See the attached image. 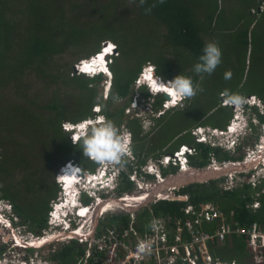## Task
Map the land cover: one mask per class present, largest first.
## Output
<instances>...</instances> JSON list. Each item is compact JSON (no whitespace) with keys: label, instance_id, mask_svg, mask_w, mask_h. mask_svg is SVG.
Instances as JSON below:
<instances>
[{"label":"trees","instance_id":"16d2710c","mask_svg":"<svg viewBox=\"0 0 264 264\" xmlns=\"http://www.w3.org/2000/svg\"><path fill=\"white\" fill-rule=\"evenodd\" d=\"M237 1L242 0H232ZM220 3L223 0H145L143 6L140 0H0V200L12 203L20 223L37 234L47 227L51 199L60 191L55 177L66 162L74 160L90 172L98 166L83 156L81 137L73 143L71 131L63 126L65 122L77 123L100 113L120 133L122 127L130 131L133 158L122 161L116 188L119 195L133 190L135 181L131 174L143 173L141 168L150 157L160 158L185 144L194 149V154L188 156V163L194 168L206 167L213 160L235 161L244 157V145L255 144L258 134L244 137L232 152L220 145L199 141L192 132L198 126L227 129L233 109L227 103L222 104L225 90L243 97L250 94L260 97L262 111L258 107L251 109L264 125V0H251L247 5L249 8L262 5L260 13L251 14L247 8L226 17L233 34V47L220 33V25L223 27L220 20L226 12ZM148 8L151 11L146 13ZM127 32L131 38L125 41ZM108 40L115 43L117 53L110 58L113 76L105 95V74L89 76L77 72L71 65L79 57L89 58L98 53L101 43ZM210 41L219 45L222 61L211 74H197L194 65L200 62L204 46ZM80 47L83 48L79 50ZM259 47L262 55L258 53ZM237 51H241L242 57L238 71L233 68L232 60ZM67 52L68 57L64 56ZM248 58L252 62L262 60V89H245L243 78ZM147 63H153L156 74L164 80L178 75L191 77L194 85L199 84L203 91L185 99L183 107L164 111L163 94L153 97L146 86L136 85ZM227 71L231 72V79L226 80ZM135 93L146 99L153 98L152 107L162 111L159 119L148 117L157 120L155 124L159 128L144 127L143 120L148 113L127 115L125 119V110ZM95 106L100 107L99 113L93 110ZM184 112L192 116L186 118L187 123L179 125ZM153 134L154 139L149 140L147 137ZM161 169L166 176L176 173L179 165L170 164ZM145 177L155 176L146 172ZM222 180L190 182L175 190L179 195L188 196L187 199L160 198L140 208L138 228L142 231L154 218L166 217L170 218L168 226L174 234L177 226L191 216L185 213L187 205L199 209L208 202L217 205L227 221H236L244 228L253 222L264 226V192H261L264 181L256 187L241 181L223 189ZM256 200L260 205L254 208L252 204ZM83 201L88 204L91 199L84 196ZM104 219V228L122 231L129 225L131 215L117 212ZM215 226L216 222L203 223L204 230L212 231ZM182 236L191 240L186 227ZM82 246L74 239L53 253L52 258L59 264H74L78 255L85 253ZM209 250L215 259L251 264L245 262L250 255L243 234H232L220 243L210 241ZM94 254L100 260L94 261L92 256L90 264H104L101 260L104 253ZM198 261L205 264L201 258ZM185 264L191 263L187 260Z\"/></svg>","mask_w":264,"mask_h":264},{"label":"rangeland","instance_id":"374dc122","mask_svg":"<svg viewBox=\"0 0 264 264\" xmlns=\"http://www.w3.org/2000/svg\"><path fill=\"white\" fill-rule=\"evenodd\" d=\"M250 3H251V0H242L240 2L239 1L232 2V0H223V3L222 4L220 3V6L222 5V8L226 9L225 14H223V16L221 18L222 21L219 19L220 22L223 23V27H222V24L220 25V27L222 28L220 33H221L222 38H225L226 41L228 40V45H231L232 47H233V41H232L233 34L231 33L232 30L229 28V24L227 23V21H225V19L229 15H231V17H232L233 16L232 13H234V12L243 11L244 9L249 8L247 5ZM238 7H240V8H238ZM250 7H252V8H249V11L251 12V14L255 13L256 11H259V13H260L262 11V8H263L262 5L259 6L260 8L259 7L255 8V5H251ZM249 16H250V14H249ZM242 28L244 29L243 26H242ZM131 30H133V29H131ZM134 31H135V29H134ZM130 38H131V33L127 32L124 40L126 41ZM219 38H221V37H219ZM106 42H109V43L107 44ZM105 43L107 44V46L109 44H112V46L114 48H116L115 43L113 41L108 40V41L101 43L100 50L105 48ZM108 47L113 48L110 46H108ZM82 48L80 47L79 50H81ZM236 50H238V48H236ZM258 53L260 55H262V47H259ZM64 56L68 57V56H70V53L67 52L64 54ZM240 56H241V51H237V55H235L234 58L232 59L233 63H234L233 68L236 71H238L242 66V57H240ZM110 58L111 57H109L108 60L106 59V61L108 63L111 62ZM74 59H76V58H74ZM64 60H66V58H64ZM71 60H72V58H71ZM81 60H85V58L79 57L78 59H76L72 63L71 68L73 67L74 70H76L75 65H76V63L80 62ZM246 63L247 64L245 66V74H244V78H243L245 86H246L245 89H247V90L262 89V60H256V61L252 62L248 58V59H246ZM85 64H86V62H85ZM85 64H83V66ZM152 67H155L153 63H147L146 65L143 66L142 72L139 75V77L137 78V81H138V83H136L137 87L139 86V83H142V82L147 83L149 81L148 69H151ZM233 76L235 77L236 74H234ZM167 81H169V80H167ZM110 83L111 82H109V81H108V83H105V86H104L105 95L107 94V92L109 90V86H110L109 84ZM13 91H15V90H13ZM133 96L134 97H133L131 104L125 110V113H126L125 119L127 118V115L128 116L129 115H136V114L143 115L145 112H151L152 107L147 102L148 99L141 97L139 95V93L138 94L135 93V95H133ZM244 98L246 99L245 100L246 103L248 102L250 105H253V103L256 102L255 104L257 105V107H259V109L263 108V105L261 106V104L259 103L258 97H256V96L254 97L252 95H247ZM182 101H179L178 103L173 105L170 103L171 100L167 99V102H166V99H165L164 103H166V106H164V104H163L162 107L164 110L170 109V108H173L175 106H178ZM133 103L136 104V107L133 106ZM222 104L225 105V102L223 101ZM147 105L151 109H145V106H147ZM183 105L179 106V107H183ZM229 106H232L233 117H232V119H231V121L227 127V130L226 129L225 130L219 129V131H218V130H214L213 127L198 126V127H194L192 132L196 133L197 137H201V135H203L207 132L208 140L215 141L217 143L216 145H220L222 147H225L226 149H230L232 152H235L236 150L234 148L237 149V143L240 144L243 141V138L245 137V135L250 136L252 130H250L248 128L246 130V132H244L245 129L243 130L242 119L237 120V121L234 120L236 114L240 111V109L242 108L243 105L237 107V106H233V105L229 104ZM244 107H245V103H244ZM93 110H95V107L93 108ZM158 114H160V112H158L157 115ZM101 116H98V119ZM191 116H192V114H189L186 112L181 113V117L178 120V124L182 125V124L187 123L186 118H189ZM237 117H238V115H237ZM144 125H145L146 129L150 128V122L147 119H144ZM260 126H262V128L260 127L261 131H256L259 135V139L256 142L257 144H259L260 142H261V144L264 143V126L263 125H260ZM122 135H124L126 137H130L128 130L124 127H122ZM154 136H155V134L150 135L147 138L149 140H152V139H154ZM255 144H253L251 146L254 147ZM248 145H250V144L244 145L245 147L243 149L245 150V148H247V150H249L252 148V147L248 148ZM247 150L243 151L244 155H245V153L248 152ZM190 151L194 153V150H190ZM132 156H133V153H132ZM180 158H181L180 159L181 163L179 162V164H180L179 170L176 173L167 174L165 176V175H162V169L160 168V165L158 164V162L154 161L153 157H150L147 160V162L145 163V165H143V167L141 168L143 173L133 172L131 174L130 177L132 180L136 179V178L137 179L134 182V188L130 192V194L132 196L135 195L137 197L138 201H141L140 199L146 197V195H147L146 193L157 194L158 192H160V195H162V196L173 197V195H174L173 189L170 190L171 192L167 193V191L169 190V187H171V185H176L178 187H179V185L183 186V185H186L189 180L203 182V181L208 180L209 177L215 176L217 174V173H215V171H212L209 169L210 172H207L203 176V175H201V172L203 170H201L199 168L190 167V165L187 163V159L185 158V156L184 157L180 156ZM213 158H215V157H213ZM214 161L211 164H209L210 167L216 166V164H215L216 162H214ZM175 162H177V161H175ZM182 165H183V167H181ZM186 167H187L188 171L182 170L183 168H186ZM124 168H125V166H124ZM116 169H117V167L115 165H111V172L112 173L115 172ZM126 169H127V167H126ZM150 170L153 171L154 173H156L155 177H153V178L145 177V172L150 173ZM259 170L262 173H264L263 164L259 165L257 167V169L255 170V172L259 171ZM61 171H62V168L56 174V177H55L56 182H57V177H59V179H61V176L63 174ZM59 175H61V176H59ZM159 175L165 180L162 183L159 181V179H160ZM236 176L239 177L240 181H242V180L244 181V179H245V177H243L242 175H240V176L236 175ZM91 177H93V176H91ZM230 177H231V173L230 174L225 173V174L218 175L216 178H223L222 181H224V182H220L221 183L220 185L223 187V189H229V188L233 187V185L230 183V180H231ZM241 178H243V179L241 180ZM119 181H118V183H119ZM140 186H143V187L141 188ZM107 192L108 191H106L103 194V198H101L99 204L95 203V202H90L89 203L90 204L89 205V207H90L89 212H87V214L84 216H80V218L82 217V219L80 221H79V219H77V222H76L77 225H76V223H75V225L78 227V229H79V231H81V233H87L88 231L95 232L96 230L98 233H102V234L105 232H108V230H111L113 228H110V227L104 228V227H106L103 225L104 217L107 216L108 214H111V213H117V212L125 213L129 209V208L128 209L124 208V205H122V204L120 205L119 203H115L117 201V197L121 196L118 194L117 191L112 190V192H109V193H107ZM128 192L126 191L122 195H125L124 197H127L126 195H128ZM153 192H155V193H153ZM65 198H67L66 194H64V190L61 188V190L58 192L57 197L54 199H51V202H50L51 209H50V211L48 213V217H47V224H48L47 227L44 226L43 229L41 230V233H38V234L33 232L32 230H30L28 228V225H26L24 223H20V219H18V217L13 212L12 203L9 200H7V199H1L0 200V251L3 252L0 254V258H1L0 264H23V259L25 256L29 257L32 260V262H34V264H47L49 261H52L53 264H59L57 260H54L52 258V254L53 253L56 254V251H58L60 248H62L65 244H67L69 242L71 243L72 240L77 238L76 236L72 237V238H68L69 236H72L73 234L69 231V229L65 230V228H63L62 224H60V222H58V219H61V217H57V216L61 211V205L64 203ZM182 199H184V198H182ZM107 203L111 204L110 205L111 209H109L108 211H104V208L107 206ZM128 204H131V203H128ZM135 204H138V203L133 202V206H135ZM204 204H206V203H204ZM208 204L214 205L211 202H208ZM215 206H217V205H215ZM138 211L139 210L129 212V213H134V215L137 219ZM145 226H144V228H145ZM98 230H102V231L99 232ZM103 230H106V231H103ZM13 234H15V238H14ZM43 238L46 240L43 243L39 244L38 247H33L31 250H28V248L23 247L24 245L25 246L29 245V244L25 243V241H28V243L31 244V243H35V241L38 242V241L44 240ZM97 242L98 241H96L95 244H97ZM78 243H79V241H78ZM16 244H18V245H16ZM33 245H36V244H33ZM82 245H83L82 247H84L86 254H87L88 247H86V244H82ZM249 252L252 255L254 254V257H256V259H259V261H257V264H264V256L263 257H257V254H258V253H256L257 251H253L251 249L249 250ZM40 256L45 257V259L42 261H36L35 262V258L40 257ZM83 256H84V254H79L78 260L74 264H81V260H82ZM254 257L252 256L249 259L252 262V264L254 263ZM98 260H100L99 255L95 258V261H98ZM255 264H256V262H255Z\"/></svg>","mask_w":264,"mask_h":264},{"label":"clouds","instance_id":"9594fccd","mask_svg":"<svg viewBox=\"0 0 264 264\" xmlns=\"http://www.w3.org/2000/svg\"><path fill=\"white\" fill-rule=\"evenodd\" d=\"M161 2H163V0H161ZM144 3L145 0H140L141 6H143ZM145 11L146 13H148L151 11V9L148 8L145 9ZM108 46L113 47L112 44H109ZM105 48L100 50L98 53H95L94 55L90 56L89 58H85V60H81L80 62L76 63V71L89 76H95L99 73H103L106 75L105 83H108V81L111 82L113 75L109 68V63L107 61L104 64L106 66V69L97 66L96 68L92 67V69L88 71L84 70L85 67L83 66L85 62L93 63L95 61V58L100 55ZM114 52H116V48L113 47L111 53L106 52L105 59L108 60V58L111 57ZM199 61L200 62L194 65L195 73L211 74L212 72H214L217 66L222 61V50L220 49L219 45L215 41L207 42L203 49V55L199 57ZM148 72L149 81L147 83H139V85L146 86L151 95H153V97L159 94H163L165 96L166 102L167 99H169L171 100L170 103L173 105L184 99L192 98L197 95L198 92L203 91L199 84L194 85L191 77L178 75L174 79L167 81L156 74L155 67L148 69ZM224 78L226 80L231 79V72H225ZM136 83H138L137 80ZM109 85L111 86V83ZM166 94L169 98L166 97ZM222 96L224 97V102L227 104L237 107L243 105L240 111L238 110L239 112L236 114L234 120L237 121L242 119L243 130L245 129L244 132H246L248 128L252 130L254 127L257 126L258 117L256 116V112L253 111V108L251 109V107H256V102L253 103V105H250L248 102H245L246 99L243 96H241L240 94L230 93L228 90H225V92L222 93ZM147 102L152 107L153 98L148 99ZM163 104L164 106H166V103L163 102ZM133 106L136 107V104L133 103ZM178 106H181V103ZM145 109L151 108L147 105L145 106ZM95 111L99 113L100 107L95 106ZM146 113H148L146 119L150 121L148 117L150 116L151 112H145L144 114ZM101 115L102 114L99 113L95 117L84 119L77 123L65 122L63 124L65 129L71 131L73 143L74 141H77L80 137L82 138L83 156L89 160L98 163L96 170L94 172H90L84 171L81 166L77 164L74 160H70L61 167V172L63 173L62 176L59 175L61 176V179L57 177V183L60 187V190L62 188L64 190V194H66L67 197L65 198L64 203L61 205V211L57 216L61 217V219H57L58 222L62 224L63 228H65V230L69 229V231L77 237L81 232L76 226L77 219H79L80 221L82 219V217L80 218V216H84V214L81 213L82 209H90V204H86L83 201V197L88 196L90 197L91 202L99 204L101 198H103V194L106 191H108L107 193L112 192V190L116 191L118 181L121 178L122 161H124L128 157L133 158L132 138L130 135V131L127 129L130 137L122 135V133L119 132V130L116 128L112 121L107 120L106 118H104L103 115ZM98 116L101 117L98 119ZM205 135H207V132L205 133ZM246 136L247 135H245V137ZM195 137H197V135H195ZM205 142H210V140H206ZM238 145L239 144L237 143V146ZM189 146L191 145H182L179 150L173 153H168L160 158L153 159L154 161L158 162L160 168H162V166L166 167L170 164L179 165L180 168V156H185L188 163V156L194 154L189 150ZM168 156L170 158L166 161ZM111 165H115L117 167L116 171L113 173L111 172ZM181 167H183V165ZM135 173H137V171H135ZM150 174H154L155 176L156 173L150 170ZM136 179L133 180L136 181ZM67 188L70 189L72 193L71 195H68V193L66 192ZM75 239L77 240V238ZM27 244L29 245L23 247L28 248V250H31L33 247H38V245H33L32 243ZM141 250L143 251V248H141ZM44 259L45 257L43 256L36 257L35 262L42 261ZM23 264H34V262H32L29 257L25 256L23 259ZM47 264H53V262L49 261Z\"/></svg>","mask_w":264,"mask_h":264},{"label":"built area","instance_id":"2783aa9c","mask_svg":"<svg viewBox=\"0 0 264 264\" xmlns=\"http://www.w3.org/2000/svg\"><path fill=\"white\" fill-rule=\"evenodd\" d=\"M214 130L219 131L216 128ZM193 134L196 135L194 132ZM196 138L199 141L208 140L205 134ZM210 142L214 145L217 144L215 141ZM261 146L260 142L259 144L256 143L254 147L251 146L252 148L249 147L251 149L247 150L248 152L245 153L244 157L253 156ZM188 148L189 150H194L191 146ZM234 149L236 150V148ZM169 158L168 156L166 161ZM214 162L218 163L216 160ZM229 162L236 163L238 160H228L226 163ZM240 175H245L243 176L245 177L244 181L250 182L254 187L260 185L264 178V173L261 171H256V173L252 171L249 174ZM159 177V181L164 180L160 175ZM234 177L237 176L231 174L230 178ZM230 183L234 185L232 181ZM262 191H264V188ZM259 205V201L256 200L252 207L257 208ZM185 213L191 216L188 217L183 225L177 226L174 234H172L168 226L170 218L166 217L154 218L141 231L136 224L137 219L134 213H130L131 221L122 231L111 229L103 234L98 233L97 230L95 232L88 231L87 233L80 232L77 240L80 244H86V247H88L87 254L85 251L82 257L81 264H90L91 257H97L94 254L95 252L104 253L102 259L104 264H175L179 262L185 264L187 260L191 264H200L199 258L205 261V264H235L234 262L213 258L209 250L210 241H218L220 243L234 232L245 235L248 246L257 251V257H263L264 227L257 222H253L247 228L234 226L232 222L226 221L223 211L218 206L208 203L202 204L199 209H195L193 205L189 204L185 208ZM204 222H216L214 230H204ZM185 227L191 234L190 241L185 240L182 236V231ZM13 236L15 238V234ZM72 237L74 235L68 238ZM96 241H98L97 244H95ZM25 243H28V241H25ZM141 248H143V251Z\"/></svg>","mask_w":264,"mask_h":264},{"label":"water","instance_id":"95a60500","mask_svg":"<svg viewBox=\"0 0 264 264\" xmlns=\"http://www.w3.org/2000/svg\"><path fill=\"white\" fill-rule=\"evenodd\" d=\"M107 57H108V55H107ZM166 97L169 98L167 96V94H166ZM235 161H237V160H235ZM226 162H228V160L223 161V162H218V163H216V166H214V167H210L208 165L206 167L199 168V169L203 170L201 172V175L204 176L207 172H210L209 169L212 171H215V173H217L218 175L225 174V173H229V174L231 173L233 175L249 174L252 171H255L259 165L263 164V166H264V143H262V146L260 147V149L253 156L243 157L241 160H238V162H236V163H233V162L226 163ZM216 175L209 177L208 180H210L212 178H216L218 176V175L217 176ZM160 182L162 183L163 181H160ZM190 182H194V180H189L188 183H190ZM183 186H185V185H183ZM140 187L142 188L143 186H140ZM180 187H181L180 185H179V187L176 185H171V187H169V190L167 191V193L171 192L170 190L173 189L174 190L173 191V193H174L173 197L162 196V195H160V192H158L157 194L146 193L147 194L146 197L140 199L141 201H138L137 197L135 195H133L134 196L133 197L130 194V192H128V195L130 194L129 196L124 197L125 195H121V196L117 197L116 202L119 203L120 205L121 204L124 205V208H126V209L129 208L126 212H133V211L139 210L140 208H142L144 206L149 205L150 203H152V202H154L160 198H168V199H182V198H184V199H187L188 196L176 194L175 190L179 189ZM153 193H155V192H153ZM133 202L134 203L137 202L138 204H135V206H133ZM128 203H131V204H128ZM74 236H76V235H74Z\"/></svg>","mask_w":264,"mask_h":264},{"label":"bare ground","instance_id":"6f19581e","mask_svg":"<svg viewBox=\"0 0 264 264\" xmlns=\"http://www.w3.org/2000/svg\"><path fill=\"white\" fill-rule=\"evenodd\" d=\"M105 47L106 48L104 49V51L103 52L101 51L102 53L95 58V61L93 63L92 62L91 63H86L84 65V67H85L84 70H88L89 71V70L92 69V67L96 68L97 66H100V67L106 69V66L104 65L105 62H106L105 54H106V52H110L111 53L112 52V48L107 47V44H105ZM182 170L188 171L187 167L186 168H183ZM66 192L68 193V195H71L72 194L71 191H70V189H68V188H67V191ZM110 205H111L110 203L109 204L107 203V206L104 208V211H108L109 209H111ZM87 212H89V209L88 208H84L81 211V213L84 214V215H86ZM45 240L46 239L41 240V241H38V242L35 241V243H32V244L39 245V244L43 243Z\"/></svg>","mask_w":264,"mask_h":264},{"label":"flooded vegetation","instance_id":"af4514ba","mask_svg":"<svg viewBox=\"0 0 264 264\" xmlns=\"http://www.w3.org/2000/svg\"><path fill=\"white\" fill-rule=\"evenodd\" d=\"M250 95H252V96H254V94H250ZM258 100H259V103L261 104V106L263 105V103H262V99L260 98V97H258ZM185 99L181 102V106L183 105V104H185ZM183 103V104H182ZM256 107H257V105H256ZM259 108V107H258ZM262 108V107H261ZM254 110V109H253ZM261 111H262V109H260ZM165 111V110H164ZM158 112H160V114H158L157 115V113ZM162 115H163V113H162V111H160V110H156V109H154L153 107H152V109H151V113H150V117L152 118V117H155V118H157V119H159V118H161L162 117ZM157 121V120H156ZM156 121H153V120H150V129H157V128H159V126H157L156 124H155V122ZM258 122V124H257V126L256 127H254L253 129H252V131H251V136H254V135H256V134H258L256 131H261V129H260V127L262 128V126H260V125H262V124H260V122H259V120L257 121ZM143 124H144V122H143ZM144 127H145V125H144ZM146 128V127H145ZM249 147H251V144L250 145H248V148ZM245 150H247V148H245ZM244 150V151H245ZM256 173V172H255ZM237 175H239V174H237ZM243 176H245V175H243ZM250 176V175H249ZM231 180L230 181H232L233 183H234V185H233V187L234 186H236L238 183H240L241 181L239 180V177H234V178H230ZM262 181H264V178H263V180ZM262 183V182H261ZM261 192H262V190H261ZM257 195H259V193H257Z\"/></svg>","mask_w":264,"mask_h":264},{"label":"crops","instance_id":"0c3cea01","mask_svg":"<svg viewBox=\"0 0 264 264\" xmlns=\"http://www.w3.org/2000/svg\"><path fill=\"white\" fill-rule=\"evenodd\" d=\"M262 192H264V191H262ZM225 215V214H224ZM226 217V216H225ZM226 221H227V219H226ZM228 222H232V224L234 225V226H240L236 221H228ZM258 223V222H257ZM260 226H263L262 224H260V223H258ZM264 227V226H263ZM232 234H239L238 232H234V233H232ZM232 234H230L229 236H227V237H230ZM239 235H241V234H239ZM246 245H247V251H248V253H249V255H250V257H254V254L252 255L250 252H249V250L251 249V250H253V251H255V249L254 248H252V247H249L248 246V244H247V239H246ZM257 253V252H256ZM250 257H248L246 260H245V262L246 263H251L252 264V262L249 260L250 259ZM257 261H259V259H256V257H254V263L253 264H255V262H256V264H257ZM235 263V262H234ZM236 264V263H235Z\"/></svg>","mask_w":264,"mask_h":264}]
</instances>
